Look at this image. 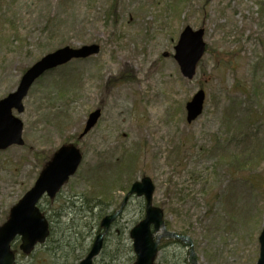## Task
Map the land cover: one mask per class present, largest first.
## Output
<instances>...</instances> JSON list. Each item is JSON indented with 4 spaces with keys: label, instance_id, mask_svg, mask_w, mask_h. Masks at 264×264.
<instances>
[{
    "label": "rangeland",
    "instance_id": "obj_1",
    "mask_svg": "<svg viewBox=\"0 0 264 264\" xmlns=\"http://www.w3.org/2000/svg\"><path fill=\"white\" fill-rule=\"evenodd\" d=\"M185 27L205 30L192 80L174 59ZM92 44L97 56L33 85L24 111L14 112L24 145L0 151V226L36 182L42 154L71 143L83 155L56 199L40 202L52 239L27 256L17 238V263L61 264L67 255L79 263L103 233L101 221L149 177L153 204L170 231L192 239L198 264H257L264 158L250 161L264 156V0H0V100L46 54ZM124 73L135 78L122 82ZM200 90L203 114L188 123L186 104ZM96 109L101 118L80 139ZM144 216L143 198L130 197L95 264H134L130 232ZM58 241L70 246L54 255ZM188 259L184 244L170 243L156 264Z\"/></svg>",
    "mask_w": 264,
    "mask_h": 264
},
{
    "label": "water",
    "instance_id": "obj_2",
    "mask_svg": "<svg viewBox=\"0 0 264 264\" xmlns=\"http://www.w3.org/2000/svg\"><path fill=\"white\" fill-rule=\"evenodd\" d=\"M204 33V29L194 31L191 27H185L180 34L174 58L185 79L192 80L195 77L197 65L206 52ZM99 53L98 44L86 45L78 49L63 47L33 64L21 77L17 89L0 101V151L12 146L24 145L22 137L24 125L14 115V111L18 113L24 111L23 102L36 81L49 71ZM205 99V92L200 90L186 104L188 123H192L202 115ZM101 115L100 109L89 114L80 138L85 137L97 125ZM82 160L83 156L79 148L69 144L61 146L45 164L34 186L10 209L6 222L0 226V264H18L12 250V244L17 238H20L19 250L24 255H30L37 246L46 243L50 235L49 222L40 211L39 203L44 197L55 199L70 178L76 174ZM154 192L155 186L149 177H143L141 181L135 182L121 208L102 220L101 228L105 230L104 233L97 235L87 256L79 264H95L94 259L99 256L103 248L105 233L121 214L132 195L145 201V217L130 232L136 256L134 264H155L163 240L182 242L188 248L189 264H198L192 239L167 229L163 210L153 204ZM259 244L260 255L257 264H264V229L259 236Z\"/></svg>",
    "mask_w": 264,
    "mask_h": 264
},
{
    "label": "trees",
    "instance_id": "obj_3",
    "mask_svg": "<svg viewBox=\"0 0 264 264\" xmlns=\"http://www.w3.org/2000/svg\"><path fill=\"white\" fill-rule=\"evenodd\" d=\"M133 78H135L134 76L133 77H130V74H123L122 76H121V81L123 82V81H126V80H131V79H133ZM117 79H114L112 82H110L111 84H116L117 83ZM51 157L49 156V155H44V154H42V156H41V159H40V162H42V164L44 165L47 161H49V159H50ZM264 158V156H262V155H260V156H258L255 160H251L250 161V163H251V165L250 166H253L254 164H257V162L259 161V160H262ZM223 159L224 160H226V161H228V162H230V160H232V157H223ZM103 198H104V200H105V195L103 196ZM118 208H120V207H118ZM167 225V224H166ZM167 228L169 229V226L167 225ZM53 235H54V233H53V231H52V228H51V231H50V236H49V238H51L52 239V237H53ZM59 243H60V245L58 246V247H54L53 249H51V251L53 252V254L54 255H56L58 252H60V251H62V249H63V247H65V246H70L69 245V243H67L66 245H62V242L61 241H58ZM170 243H180L179 241H162V244H161V246H160V251L166 246V245H168V244H170ZM75 248V249H74ZM77 248H78V245L77 246H74L73 247V251H75V250H77ZM69 259H70V257L67 255L66 257H61L60 259H59V261L61 262V264H68V261H69ZM43 262V261H42ZM43 264H45L44 262H43ZM183 264H187V262L185 261V263H183Z\"/></svg>",
    "mask_w": 264,
    "mask_h": 264
},
{
    "label": "bare ground",
    "instance_id": "obj_4",
    "mask_svg": "<svg viewBox=\"0 0 264 264\" xmlns=\"http://www.w3.org/2000/svg\"><path fill=\"white\" fill-rule=\"evenodd\" d=\"M109 230V229H108ZM167 241H178V240H167ZM180 242V241H179ZM182 243V242H181Z\"/></svg>",
    "mask_w": 264,
    "mask_h": 264
}]
</instances>
